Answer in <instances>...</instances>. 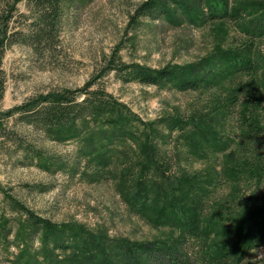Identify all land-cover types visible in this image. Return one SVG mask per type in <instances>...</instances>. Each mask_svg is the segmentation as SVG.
Returning <instances> with one entry per match:
<instances>
[{"label":"rangeland","instance_id":"1","mask_svg":"<svg viewBox=\"0 0 264 264\" xmlns=\"http://www.w3.org/2000/svg\"><path fill=\"white\" fill-rule=\"evenodd\" d=\"M208 1L66 0L56 37L37 50L30 6L15 5L0 63V264H71L73 253H97L78 251L93 239L105 250L161 242L195 264H264V239L246 234L247 215L264 198V75L236 69L264 53V36L244 30L261 10L210 20ZM141 68L204 84L145 85L131 76ZM86 84L109 96L111 124L80 122L70 127L75 136L57 140L3 114ZM26 210L56 224L73 247L53 248Z\"/></svg>","mask_w":264,"mask_h":264},{"label":"trees","instance_id":"2","mask_svg":"<svg viewBox=\"0 0 264 264\" xmlns=\"http://www.w3.org/2000/svg\"><path fill=\"white\" fill-rule=\"evenodd\" d=\"M20 0H9L0 6V63L4 49L7 45V26L11 15L15 9V5ZM66 0H27L31 10V24L29 38H32L31 47L37 50L39 45L44 42L53 41L57 33L55 26L60 22L61 5ZM210 0L207 3L208 17L210 20H227L237 21L245 17L252 18L255 14V9L261 10V15L252 19L249 27H245V32L250 37L264 36V3H252L250 5L240 4L233 6L230 9L227 6L226 0ZM144 12V10H142ZM264 53H261L251 60L240 62L236 69L241 73H247L249 76L260 72L264 75ZM124 66V65H123ZM112 68H120L117 67ZM125 68H129L126 67ZM125 70V69H124ZM133 78H136L145 85H157L164 83H172L181 90L190 88L198 89L204 84V79L200 77L180 79L179 75L173 69H140L133 73ZM90 85L86 84L75 91L69 89L55 90L46 94H41L33 98H29L20 105L14 106L3 114L11 116L18 114L20 119L26 124H30L36 129L43 131L47 138L64 140L75 136V129L70 127L74 124H88V120H100L104 124H111L115 121L108 116L109 104L111 103L108 95H105L100 90L89 89ZM76 92V93H73ZM78 93H81L83 98L78 100ZM264 94V91H263ZM2 95V87L0 85V97ZM228 104L227 102L224 103ZM253 102L249 103V107L253 108ZM69 130L70 133L64 135L62 131ZM59 131V132H58ZM55 132V135H52ZM34 152V151H33ZM147 151V155L149 154ZM39 153H37L38 155ZM152 162V160H149ZM154 163V161H153ZM132 163H130L131 165ZM141 181V180H140ZM143 181V179H142ZM145 182V180H144ZM149 185H153L151 182ZM147 185V186H149ZM145 187H143V190ZM149 190V189H148ZM151 193V192H149ZM148 195H146V198ZM28 219L31 221L34 228L44 230L46 240L52 243L53 248L63 250L73 247L69 237L60 236L58 227L50 220L35 215L32 211L26 210ZM248 222L246 234L249 237L256 239H264V198L254 206L247 215ZM93 239V237H92ZM91 239V240H92ZM97 248L96 254L88 253L81 255L73 253L71 264H118L114 258L124 260L122 264H195L194 261L184 253L180 247L169 246L158 242H130L122 240L120 243H115L114 248L105 250L103 245H97L95 239L86 241L82 247ZM113 256L114 258L110 257Z\"/></svg>","mask_w":264,"mask_h":264}]
</instances>
